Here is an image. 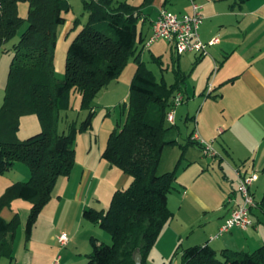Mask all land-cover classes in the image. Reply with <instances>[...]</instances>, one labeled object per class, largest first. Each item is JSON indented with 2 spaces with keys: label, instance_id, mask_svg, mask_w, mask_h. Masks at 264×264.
<instances>
[{
  "label": "trees",
  "instance_id": "1",
  "mask_svg": "<svg viewBox=\"0 0 264 264\" xmlns=\"http://www.w3.org/2000/svg\"><path fill=\"white\" fill-rule=\"evenodd\" d=\"M239 1L243 4L249 0ZM23 2L29 5L26 17L20 15ZM153 2L143 0L134 6L114 0L85 1L88 20L70 44L64 74L59 75L55 64L58 28L67 22L70 1L0 0V52L8 51L5 45L28 24L14 45L0 107V175L16 163L26 164L31 172L28 181L13 183L0 197V258L12 259L18 222V215L6 221L1 211L16 199L31 203L25 226V238L30 241L58 180L72 174L77 138L93 126L94 100L119 77L133 56L137 70L130 84L126 119L110 133L102 153L111 166L130 176V184L114 192L107 211L84 209L83 218L98 224L112 239L107 245L93 237V251L86 264H135L137 253L146 264L162 230L173 220L169 196L178 189L181 160L174 170L164 172L166 148L179 145L183 158L189 146L202 151L204 147L192 139L193 134L186 144H179L172 136L176 125L167 121L176 94L183 91L184 76L177 70L174 84L157 81L141 60L140 46L145 39L140 20L143 8ZM73 93L80 94L81 109L89 113L80 125L70 122L67 131L60 132L62 112L71 108ZM31 114L38 116L43 130L19 139L21 119ZM261 173L264 175V168ZM255 200L252 215L259 211L264 216V192ZM182 263L264 264V245L252 252L217 251L207 242L183 249Z\"/></svg>",
  "mask_w": 264,
  "mask_h": 264
},
{
  "label": "crops",
  "instance_id": "2",
  "mask_svg": "<svg viewBox=\"0 0 264 264\" xmlns=\"http://www.w3.org/2000/svg\"><path fill=\"white\" fill-rule=\"evenodd\" d=\"M169 1L173 2L174 11H178H172L176 14L184 15L192 12V0ZM194 1L202 6L201 12L204 20L200 28L201 39L208 43L213 38H217L218 42L208 47L207 55L199 57L193 54V57L188 56L184 59L194 64L196 72L198 74L200 72L201 78L210 80L208 90L211 85L213 88L211 95L218 96L216 100L222 105L224 118L219 121L211 119L209 112L205 115L203 112L199 114L200 123L196 131L206 142L214 138L217 140L218 151L214 146L213 148L218 155L215 157L205 156L201 149V159H195L189 156L191 148L188 149L185 156L186 162L183 165L185 172L182 171V176L191 175L195 168L206 169L211 164V159L215 158L219 159V165L223 168H225L226 162L235 164L234 172L236 168H241L242 172L247 174L259 173L258 170L264 168V0H249L243 4L239 0ZM165 2L166 0H154L152 5L143 8L140 30L145 41L140 46L141 54L149 50L151 53L161 56L164 52L159 45L160 41L149 48L144 46L152 34L153 25L159 17L160 10H168L167 2L166 4ZM128 3L134 6L141 4ZM149 10H154L155 17L148 14ZM168 45L167 47H169ZM170 47L172 48L171 45ZM184 59L182 60L184 61ZM2 80L1 74L0 82ZM0 87L4 88L2 84ZM128 100L129 97L122 98L124 105L128 103ZM206 104L207 102L204 106ZM32 121L33 124H30L34 129L31 127L30 129L36 132L40 126L37 120ZM175 125L177 127V123ZM112 127L104 122L100 125L99 132H96L95 139L91 137L92 132L90 135L85 133L83 136H79L78 140L82 139V143L80 147H76V164L72 174L58 180L52 199L43 209L38 221V224L42 221L43 224L55 225L53 232L48 236H35L34 231L30 241L25 240L22 247L21 236L18 244L14 243L12 259L6 258L9 261L7 263L2 262L0 258V264H81L82 256L86 254L88 257L92 245L91 239L94 236L89 232L82 234L84 209L88 206L97 209L106 200L105 207L100 210L107 211L108 202L114 192L130 184L128 174L111 166L108 161L102 158L108 137L113 130ZM217 135H221V141L220 136L217 137ZM172 136L178 140L177 131ZM211 143L213 144L212 141ZM16 165L14 167L19 169V166ZM14 167L13 171L16 169ZM12 169L7 172L8 175H11ZM20 170L15 172L13 178H3L4 176L0 175V197L13 183L26 182L30 179L31 176L28 177L26 170L23 168ZM180 175L181 172L177 171V181L181 177ZM196 176H198L197 172L192 178ZM192 178L186 182L187 186L182 185L181 189L177 190V194H170L169 207L173 210L171 208L172 199L176 200L177 195H180L182 202L173 212L177 223H179L180 215L184 212L185 220L181 225H185V229L183 228L182 233L185 234L189 230L188 228L198 226V230L209 232V236H176L178 227L175 224L176 229L174 230L173 220L169 224V230H165L166 227L162 230L151 251V260L161 258L164 260L165 251L163 249L178 246L185 237L187 238L186 242H183L185 246L203 245L208 242L217 251L230 249L252 252L264 245V232L256 222L248 230L234 229L230 231V236H223L222 240L220 236L216 238L225 219L241 202L240 194L235 189L228 194L224 205L220 199L216 205L210 206L200 197V190L197 187L199 179ZM259 181L260 176L252 187L257 200L260 199L256 197V192L260 187ZM30 209L31 204L28 201L16 199L11 206L1 211V216L6 221H11L16 215H20L24 221L28 218ZM257 221L261 222V219L258 218ZM58 232L70 234L67 245H61ZM197 237H202L201 244L194 243Z\"/></svg>",
  "mask_w": 264,
  "mask_h": 264
},
{
  "label": "rangeland",
  "instance_id": "3",
  "mask_svg": "<svg viewBox=\"0 0 264 264\" xmlns=\"http://www.w3.org/2000/svg\"><path fill=\"white\" fill-rule=\"evenodd\" d=\"M72 6V9L69 13L65 14V17L67 19V22L60 26L58 28V48L55 54V64H56V70L59 75L64 74L65 70V62L68 55V48L70 44L72 43L73 39L76 37V35L79 33V31L82 29L84 24L88 20V13L85 10V1L90 0H69ZM116 3L128 1L133 4H140L143 2V0H114ZM168 5L167 8L169 11H174L175 6L173 5V2L166 4ZM28 3L23 2L20 4V15L23 17H26L28 14ZM146 8V7H145ZM148 14H150L152 17H155L154 10L147 11ZM178 12V11H174ZM80 19V21L76 24V20ZM28 24L25 23L18 31V34L11 39L6 45V49L8 51H5L0 54V75L2 74L3 80L0 82V85L4 86V88L0 87V107L3 104L4 96H5V88L8 81V74L10 69V64L12 62V59L15 55L14 45L17 44L20 40L21 34L26 30ZM160 47L164 50L163 54L161 56L156 55L155 53H151V51L146 50L143 54H141V60L145 64L146 68L149 69L155 76L157 81H165L168 85L174 84L177 82V70L180 71V73L184 76V81L182 82L183 87V94L185 96V102L178 106L176 108V115L177 119V127H175V131H177L178 134V142L181 144H186L188 142V137L191 134H194V132L197 130V127H199V114L203 112L205 115L207 112H209V116L211 119H218L221 121L224 118V112L222 105L217 102L218 96L212 95L208 96V85L210 83V80H207V78H201V74L199 72H196V67L193 63L185 60L184 58H187L188 56L192 55H184L179 56L175 50H173L170 47V44L168 45L165 41H160L159 43ZM167 45L169 47H167ZM179 59V60H178ZM184 59V61L182 60ZM182 60V62H181ZM184 63V64H183ZM137 70V62L135 60V57H131L126 67L122 70L119 77L115 80H113L108 87H106L102 93H100L96 99L93 102L94 109L96 111V115L93 119V126L92 128L85 132L88 135L91 133V137L95 139L96 132H99L100 125H102L104 122L106 125H112V129L118 128L126 119L127 115V109H128V103L124 105L122 98L126 96V99L129 97L130 93V84L131 80ZM214 94V93H213ZM207 102V104L204 106V104ZM204 106V107H203ZM89 111L88 110H82L81 109V96L79 93H73L71 98V108L68 111L62 112V117L59 123V129L60 132L67 131L68 124L70 122H77L78 125L81 124V122L87 117ZM21 123H20V130L21 134L18 132L19 139H27L33 135H36L40 133L43 130V127L39 121V118L35 114L26 115L22 117ZM32 120H37L40 128L34 132L31 129H34L31 127V124H33ZM31 123V124H30ZM31 127V129H30ZM93 127H95L93 129ZM112 130V131H113ZM79 134V136H83V134ZM78 136V138H79ZM220 136L221 141V135H217V137ZM76 147L81 145L82 139L78 140ZM213 142L214 148L218 151V144L216 143L217 140L215 138L211 140ZM207 141V142H211ZM190 157L195 159H201V149L197 146H189L187 150L185 151V156L187 155L188 149H190ZM220 153V152H219ZM182 156V149L179 147V145H176L174 148H166L165 151V158L163 163V171H172L175 169L176 165L178 164V161L181 160L179 166H178V173L181 172V177L177 181V190L181 189L182 185H186V182L189 181L193 176L196 175V172L198 176L192 178V179H199L197 187H199L200 190V197H202V201L206 202L208 205H216L218 203V200H222V204H225V199L228 197V194L235 189L238 190L239 187V180L238 177H236V174L234 172L235 164H232L231 162H226L224 164L225 168L223 166L219 165V159H211V164L206 168H195L193 169L191 175L186 174L185 176H182L183 172V165L186 162L185 156L181 158ZM190 158V159H192ZM206 158V157H205ZM206 160V159H205ZM206 162V161H204ZM221 162V161H220ZM18 164V165H16ZM16 166L14 167L15 171H11V175L5 174L3 175V178L11 177L13 178L16 174L15 172L19 171L20 168H23L28 173V177L31 176V172L29 167L26 164L23 163H16ZM196 170V171H195ZM21 171V170H20ZM183 171V172H182ZM258 173L260 176L258 191L256 192V197L260 198L262 196V193L264 191V175H262L261 170ZM13 172V173H12ZM129 185V184H128ZM127 187V186H126ZM177 190H174L171 194H177ZM112 198L108 202V208L110 207ZM107 202L104 200L102 202L101 206L97 207V210L102 209ZM182 200L181 196L177 195V199L173 200L171 202V208L172 211H176L178 207L180 206ZM30 203V202H29ZM31 204V203H30ZM107 204V203H106ZM87 208H94L92 206H88ZM96 209V208H94ZM30 212V211H29ZM175 214V213H174ZM29 215V214H28ZM41 216V215H40ZM82 216V215H81ZM184 212L182 215H180L179 223H177V220L173 218L174 223L173 227L174 230L176 229L175 224H177L178 227V234L176 236H209V232L205 233L203 230H198V226H195L193 228H188L189 230L187 232L182 233L183 228L182 226L183 221L185 220ZM175 217V216H174ZM40 218V217H39ZM253 220L259 225L264 232V216L259 211H254L252 215ZM261 219V222H258L257 220ZM26 219V218H25ZM84 226L82 227V234H87L89 232L91 235H93L95 238L98 239L99 242L105 243L107 245H110L112 243L111 235L102 229L98 224L92 223L85 218H83ZM173 220L171 222H173ZM39 221V220H38ZM27 219L22 221L20 215H18V222L17 227L14 231V243L18 244L19 239L22 236L23 244L21 243V247L24 246V241L26 240L25 236V226H26ZM170 222V223H171ZM225 222V221H224ZM169 223V224H170ZM166 225L165 230H169L170 225ZM55 225L50 226V224H43L42 221L37 222L35 227V236L40 235H50L51 232H53V228ZM188 227V226H187ZM92 229V230H90ZM185 229V228H184ZM200 229V227H199ZM234 230V229H233ZM166 232V231H164ZM63 232H58V235H61ZM228 233H224L220 236V239H223V236H230ZM67 234L70 236V234L67 232ZM165 234V233H164ZM171 236V235H170ZM202 237L195 239L194 243L201 244ZM187 238L185 237L184 241L186 242ZM181 242L178 246H175L174 248H165L163 251H165V259H156L151 260V254L149 256V259L147 260L146 264H183L182 263V250L190 247L185 246ZM196 245V244H191ZM24 248V247H23ZM89 253H92L93 248L91 245V248L89 250ZM254 251V250H253ZM82 263L85 264L88 261V257L86 254L82 256ZM2 262H9L6 258H1ZM84 261V262H83Z\"/></svg>",
  "mask_w": 264,
  "mask_h": 264
},
{
  "label": "built area",
  "instance_id": "4",
  "mask_svg": "<svg viewBox=\"0 0 264 264\" xmlns=\"http://www.w3.org/2000/svg\"><path fill=\"white\" fill-rule=\"evenodd\" d=\"M202 6L192 0V12L190 14L179 15L167 9H161L158 19L154 22L151 36L145 42V48L158 41H165L172 46L178 55L195 54L202 57L207 55L208 47L215 45L218 42L217 38H213L208 43L204 42L200 37V28L204 17L202 15ZM213 91L210 85L208 95ZM185 102V96L182 92H178L174 98L173 105L167 114V121L170 124L176 122V108ZM193 140L199 142L204 148L205 156H217L216 150L211 142H206L196 131L192 136ZM239 179L238 192L241 197V202L238 203L231 211L230 215L221 225L216 236L228 233L233 229L248 230L253 227L254 220L252 218V209L256 207V200L252 193V187L258 181L259 175L257 172L250 174L242 172L241 168L235 169ZM70 237L67 233H62L59 236V242L65 246L69 242Z\"/></svg>",
  "mask_w": 264,
  "mask_h": 264
},
{
  "label": "water",
  "instance_id": "5",
  "mask_svg": "<svg viewBox=\"0 0 264 264\" xmlns=\"http://www.w3.org/2000/svg\"><path fill=\"white\" fill-rule=\"evenodd\" d=\"M135 264H143L142 263V257L140 255V253H137L135 256Z\"/></svg>",
  "mask_w": 264,
  "mask_h": 264
}]
</instances>
